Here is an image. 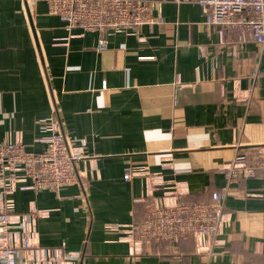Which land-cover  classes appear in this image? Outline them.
Wrapping results in <instances>:
<instances>
[{"label": "crops", "instance_id": "0c3cea01", "mask_svg": "<svg viewBox=\"0 0 264 264\" xmlns=\"http://www.w3.org/2000/svg\"><path fill=\"white\" fill-rule=\"evenodd\" d=\"M146 1L155 21L107 30L99 50L98 32L68 31L44 0H0V141L39 152L40 122L57 117L82 154L76 181L57 190L0 187L12 231L32 243L17 262L264 264V175H226L264 145V41L208 25L197 1ZM224 189L211 242L137 238L155 201Z\"/></svg>", "mask_w": 264, "mask_h": 264}, {"label": "built area", "instance_id": "2783aa9c", "mask_svg": "<svg viewBox=\"0 0 264 264\" xmlns=\"http://www.w3.org/2000/svg\"><path fill=\"white\" fill-rule=\"evenodd\" d=\"M44 1L48 12L57 15L68 31L78 27L82 31L98 32L96 48L99 50L107 47L108 40L104 36L107 30L136 31L141 25L155 21L153 7L146 0ZM192 1H197L208 25L222 31L236 30L241 36L249 33L258 43L264 41V0ZM237 49L232 46L231 54L236 56ZM40 128L47 134L40 138L44 146L39 152L27 150L20 139L0 141V187L4 192H11L16 182L28 183L21 188L57 190L76 181V165L82 154L72 147L71 139L59 126L58 118L44 119ZM254 151L251 158L246 155L235 157L227 168V177L254 176L257 170L264 175V145H259ZM129 176L127 169L124 178ZM226 195L224 189L210 191L204 200L196 203L163 205L155 201L143 221L134 227L137 238L142 242L167 240L175 243L181 237L191 235L200 246L205 241L211 242L223 224ZM13 224L16 222L12 219L8 200L0 207V239L3 242L0 264H22L16 261L15 254L20 248L32 246L25 230H22L24 234L21 237L18 235L16 238Z\"/></svg>", "mask_w": 264, "mask_h": 264}]
</instances>
